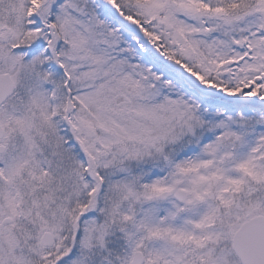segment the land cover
Listing matches in <instances>:
<instances>
[{
  "label": "snow or ice",
  "instance_id": "obj_1",
  "mask_svg": "<svg viewBox=\"0 0 264 264\" xmlns=\"http://www.w3.org/2000/svg\"><path fill=\"white\" fill-rule=\"evenodd\" d=\"M0 264H264V0H0Z\"/></svg>",
  "mask_w": 264,
  "mask_h": 264
}]
</instances>
